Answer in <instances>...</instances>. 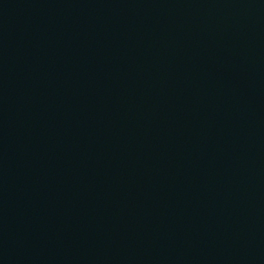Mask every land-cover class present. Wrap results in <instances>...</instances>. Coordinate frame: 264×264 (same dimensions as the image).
Returning <instances> with one entry per match:
<instances>
[{
	"label": "water",
	"instance_id": "1",
	"mask_svg": "<svg viewBox=\"0 0 264 264\" xmlns=\"http://www.w3.org/2000/svg\"><path fill=\"white\" fill-rule=\"evenodd\" d=\"M0 264H264V0H0Z\"/></svg>",
	"mask_w": 264,
	"mask_h": 264
}]
</instances>
